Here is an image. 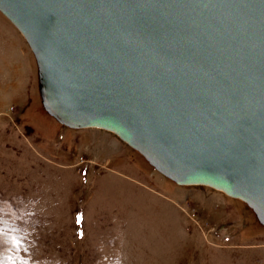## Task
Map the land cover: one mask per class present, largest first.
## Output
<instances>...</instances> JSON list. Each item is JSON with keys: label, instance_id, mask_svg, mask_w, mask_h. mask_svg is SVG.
<instances>
[{"label": "water", "instance_id": "obj_1", "mask_svg": "<svg viewBox=\"0 0 264 264\" xmlns=\"http://www.w3.org/2000/svg\"><path fill=\"white\" fill-rule=\"evenodd\" d=\"M42 111L109 132L264 225V0H0Z\"/></svg>", "mask_w": 264, "mask_h": 264}, {"label": "rangeland", "instance_id": "obj_2", "mask_svg": "<svg viewBox=\"0 0 264 264\" xmlns=\"http://www.w3.org/2000/svg\"><path fill=\"white\" fill-rule=\"evenodd\" d=\"M37 86L0 14V264H264L243 203L172 183L109 132L64 128Z\"/></svg>", "mask_w": 264, "mask_h": 264}, {"label": "bare ground", "instance_id": "obj_3", "mask_svg": "<svg viewBox=\"0 0 264 264\" xmlns=\"http://www.w3.org/2000/svg\"><path fill=\"white\" fill-rule=\"evenodd\" d=\"M258 221V220H257ZM262 225V224H261ZM264 226V225H263Z\"/></svg>", "mask_w": 264, "mask_h": 264}]
</instances>
